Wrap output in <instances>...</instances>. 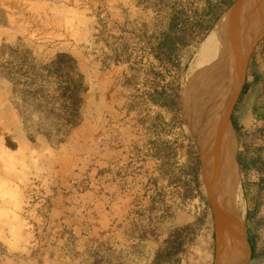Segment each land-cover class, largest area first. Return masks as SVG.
Returning a JSON list of instances; mask_svg holds the SVG:
<instances>
[{
  "label": "rangeland",
  "instance_id": "obj_1",
  "mask_svg": "<svg viewBox=\"0 0 264 264\" xmlns=\"http://www.w3.org/2000/svg\"><path fill=\"white\" fill-rule=\"evenodd\" d=\"M203 5L0 0V264H151L172 229L198 220L188 263L214 264L216 217L193 133L182 108L184 124L141 97L155 65L151 48L167 32L173 9ZM201 43L194 38L189 59L183 55L181 101ZM257 44L243 84H258L260 93L264 35L252 52ZM56 62L60 69L44 70ZM68 79L82 89L76 119L63 127ZM237 119L244 143L264 154V108L243 107ZM189 135L200 189L191 176ZM241 194L246 241L255 194L242 187ZM246 246L245 264H264L250 260Z\"/></svg>",
  "mask_w": 264,
  "mask_h": 264
},
{
  "label": "bare ground",
  "instance_id": "obj_2",
  "mask_svg": "<svg viewBox=\"0 0 264 264\" xmlns=\"http://www.w3.org/2000/svg\"><path fill=\"white\" fill-rule=\"evenodd\" d=\"M264 35V0H237L196 51L182 89V112L199 152L216 217L214 264H245V205L236 164L232 107L254 45Z\"/></svg>",
  "mask_w": 264,
  "mask_h": 264
},
{
  "label": "trees",
  "instance_id": "obj_3",
  "mask_svg": "<svg viewBox=\"0 0 264 264\" xmlns=\"http://www.w3.org/2000/svg\"><path fill=\"white\" fill-rule=\"evenodd\" d=\"M199 1L204 3L200 10L197 8L186 9L180 6L173 9L167 32L162 34L156 45L151 48L155 65L149 66L148 75L151 76V79L145 81V90L141 92V97L146 102L152 103L158 109L169 114L172 120L179 121L181 124H184V120L181 115L180 92L183 75L192 53V50L189 49L190 43L194 38H197V43H201L219 17L233 3V0ZM260 45H256L249 62L257 53ZM185 52L188 59L184 61ZM58 64L57 62L52 63L44 70L47 73H52L54 67L60 69ZM8 75L10 74L8 73ZM10 79L13 80L12 77ZM29 79L33 81L32 78ZM261 83L260 93H258V84L252 82L243 84L230 115V122L238 142L236 164L241 187L244 193L253 192L255 194L254 207L252 210H248L246 215V242L250 260L264 259V216H257L264 204V154L262 148L244 143L237 117L243 107L252 111L264 108V79ZM65 84L63 90L67 95L63 96L60 105L63 112V127L72 125L76 119L80 101L79 94L82 89V84L73 79H68ZM189 141L191 176L196 188L200 189L198 152L190 135ZM205 217L204 214V219ZM201 223L202 220H198L172 229L156 250L151 264H189L188 259L193 257L189 248L201 230Z\"/></svg>",
  "mask_w": 264,
  "mask_h": 264
},
{
  "label": "water",
  "instance_id": "obj_4",
  "mask_svg": "<svg viewBox=\"0 0 264 264\" xmlns=\"http://www.w3.org/2000/svg\"><path fill=\"white\" fill-rule=\"evenodd\" d=\"M251 53H252V51H251ZM251 53H250V54H251ZM249 56H250V55H249ZM248 59H249V58H248Z\"/></svg>",
  "mask_w": 264,
  "mask_h": 264
},
{
  "label": "crops",
  "instance_id": "obj_5",
  "mask_svg": "<svg viewBox=\"0 0 264 264\" xmlns=\"http://www.w3.org/2000/svg\"><path fill=\"white\" fill-rule=\"evenodd\" d=\"M214 26V25H213Z\"/></svg>",
  "mask_w": 264,
  "mask_h": 264
}]
</instances>
